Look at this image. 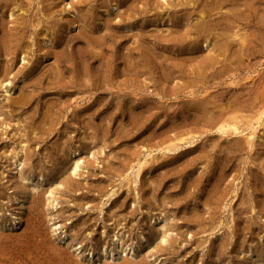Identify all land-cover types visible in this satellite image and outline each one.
Listing matches in <instances>:
<instances>
[{"label": "rangeland", "instance_id": "1", "mask_svg": "<svg viewBox=\"0 0 264 264\" xmlns=\"http://www.w3.org/2000/svg\"><path fill=\"white\" fill-rule=\"evenodd\" d=\"M0 264H264V0H0Z\"/></svg>", "mask_w": 264, "mask_h": 264}, {"label": "bare ground", "instance_id": "2", "mask_svg": "<svg viewBox=\"0 0 264 264\" xmlns=\"http://www.w3.org/2000/svg\"><path fill=\"white\" fill-rule=\"evenodd\" d=\"M214 1H215V0H214ZM220 1H221V0H220ZM231 1H232V0H231ZM216 2H218V1H216ZM223 2H224V1H223ZM226 3H227V2H226ZM218 4H219V3H218ZM214 5H215V4H214ZM208 8H209V7H208ZM201 12H202V11H201ZM203 14H204V13H202V17H203ZM236 18H237V17H236Z\"/></svg>", "mask_w": 264, "mask_h": 264}]
</instances>
